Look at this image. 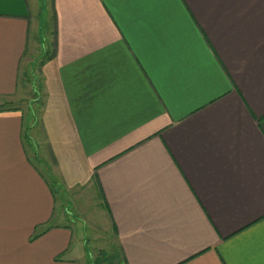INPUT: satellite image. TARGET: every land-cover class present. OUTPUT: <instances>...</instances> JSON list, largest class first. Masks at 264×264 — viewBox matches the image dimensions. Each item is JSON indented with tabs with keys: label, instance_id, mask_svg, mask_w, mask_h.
Returning <instances> with one entry per match:
<instances>
[{
	"label": "crops",
	"instance_id": "0c3cea01",
	"mask_svg": "<svg viewBox=\"0 0 264 264\" xmlns=\"http://www.w3.org/2000/svg\"><path fill=\"white\" fill-rule=\"evenodd\" d=\"M0 108V264H264V0H0Z\"/></svg>",
	"mask_w": 264,
	"mask_h": 264
},
{
	"label": "rangeland",
	"instance_id": "374dc122",
	"mask_svg": "<svg viewBox=\"0 0 264 264\" xmlns=\"http://www.w3.org/2000/svg\"><path fill=\"white\" fill-rule=\"evenodd\" d=\"M42 7V6H40ZM40 16V30H39V38L40 40H44L47 38V34L49 33V30L47 28L48 23L51 24L52 19H51V12L50 9L48 8L46 12L41 11ZM52 25V24H51ZM50 26V25H49ZM46 41V40H45ZM47 45V51L50 53L51 52V45L48 46L47 43L44 42V45ZM42 48L44 49V47ZM41 46L37 47V49L42 50ZM46 48V47H45ZM47 53V54H49ZM46 54V55H47ZM42 55V54H41ZM32 58H30L31 60ZM43 59V58H41ZM38 60H36V64L34 66H37ZM36 77V78H35ZM39 78L34 75V73H31V70H28L27 73L22 75L20 77V83H19V88L20 90L17 92L14 101L9 102L7 107L9 110H16V109H22L25 114L31 116L33 111L36 110L37 112V107L35 102V99L38 96V83H39ZM4 108V107H3ZM1 109V108H0ZM7 109V108H6ZM29 151L31 152V158L35 162L40 163L39 161H43L44 157L42 156V153L40 154H35L34 148H29ZM33 153V154H32ZM49 159V158H48ZM50 161V160H49ZM41 169L43 172L47 175V178L54 179V176L51 173V167L52 166H45L44 164L41 163ZM50 176V177H49ZM80 202V201H79ZM62 205V204H61ZM64 207V205H62ZM67 208L69 209L70 215L68 218L70 222L73 223V228L77 233L79 234L78 237L82 240H93V238H97V243L98 245L96 248L92 246L91 243L88 244L87 248L85 249L86 255L88 258V264H108L109 261H111V257L114 259V257L117 255L118 251V244L114 238V235L112 232H107L106 228L104 225L101 224L100 218L95 212H92V219L94 222H97L92 228H90V221H88V226L86 228V221L85 219L79 217V213L77 212V209L69 207V205H66ZM94 209V207H91ZM96 227V228H93ZM75 239V238H74ZM79 241V240H78ZM100 242V244H99ZM84 243V242H83Z\"/></svg>",
	"mask_w": 264,
	"mask_h": 264
}]
</instances>
